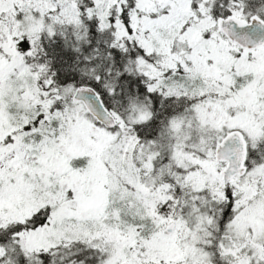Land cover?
<instances>
[{"label": "snow or ice", "instance_id": "obj_1", "mask_svg": "<svg viewBox=\"0 0 264 264\" xmlns=\"http://www.w3.org/2000/svg\"><path fill=\"white\" fill-rule=\"evenodd\" d=\"M0 264H264V0H0Z\"/></svg>", "mask_w": 264, "mask_h": 264}]
</instances>
